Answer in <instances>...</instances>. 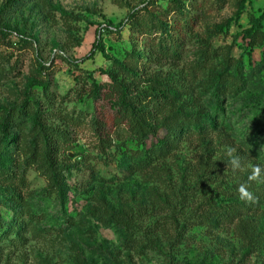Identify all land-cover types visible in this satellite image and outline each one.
Segmentation results:
<instances>
[{
    "label": "rangeland",
    "instance_id": "rangeland-1",
    "mask_svg": "<svg viewBox=\"0 0 264 264\" xmlns=\"http://www.w3.org/2000/svg\"><path fill=\"white\" fill-rule=\"evenodd\" d=\"M7 1L0 264H264V0Z\"/></svg>",
    "mask_w": 264,
    "mask_h": 264
},
{
    "label": "clouds",
    "instance_id": "clouds-1",
    "mask_svg": "<svg viewBox=\"0 0 264 264\" xmlns=\"http://www.w3.org/2000/svg\"><path fill=\"white\" fill-rule=\"evenodd\" d=\"M235 152L234 148L228 149V156L230 157V160L227 162L231 165L232 170H241L242 165L240 161V157L233 155ZM262 167L259 164L251 165V174L249 175L248 179L249 181H256L259 183H264V177H262ZM238 193L239 198L241 201H244L246 203H255L257 202L258 198L248 189V186L241 184L238 186Z\"/></svg>",
    "mask_w": 264,
    "mask_h": 264
},
{
    "label": "trees",
    "instance_id": "trees-1",
    "mask_svg": "<svg viewBox=\"0 0 264 264\" xmlns=\"http://www.w3.org/2000/svg\"><path fill=\"white\" fill-rule=\"evenodd\" d=\"M12 1L13 0H8L4 5H3V7L5 8V7H8L10 4H12ZM256 27H257V25H252V26H250V27H247L246 29H245V33L247 34V35H249V36H251V35H253L254 34V31H255V29H256ZM96 44V43H95ZM142 126V123H140V127ZM0 226H2V224L0 223Z\"/></svg>",
    "mask_w": 264,
    "mask_h": 264
}]
</instances>
